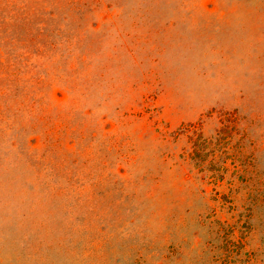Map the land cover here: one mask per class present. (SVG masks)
Wrapping results in <instances>:
<instances>
[{
  "label": "rangeland",
  "instance_id": "1",
  "mask_svg": "<svg viewBox=\"0 0 264 264\" xmlns=\"http://www.w3.org/2000/svg\"><path fill=\"white\" fill-rule=\"evenodd\" d=\"M0 264H264V0H0Z\"/></svg>",
  "mask_w": 264,
  "mask_h": 264
}]
</instances>
